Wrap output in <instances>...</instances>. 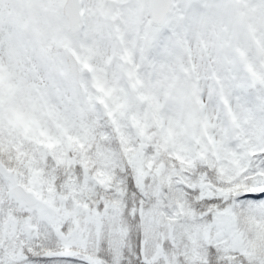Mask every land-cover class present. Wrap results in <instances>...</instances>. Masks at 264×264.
Masks as SVG:
<instances>
[{
	"label": "snow or ice",
	"instance_id": "snow-or-ice-1",
	"mask_svg": "<svg viewBox=\"0 0 264 264\" xmlns=\"http://www.w3.org/2000/svg\"><path fill=\"white\" fill-rule=\"evenodd\" d=\"M0 264H264V0H0Z\"/></svg>",
	"mask_w": 264,
	"mask_h": 264
}]
</instances>
